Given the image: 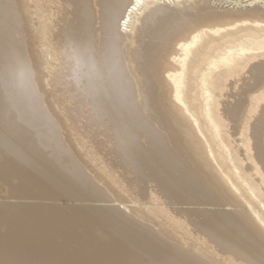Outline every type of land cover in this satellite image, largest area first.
Listing matches in <instances>:
<instances>
[{
  "label": "bare ground",
  "instance_id": "bare-ground-1",
  "mask_svg": "<svg viewBox=\"0 0 264 264\" xmlns=\"http://www.w3.org/2000/svg\"><path fill=\"white\" fill-rule=\"evenodd\" d=\"M0 264H264V0H0Z\"/></svg>",
  "mask_w": 264,
  "mask_h": 264
}]
</instances>
